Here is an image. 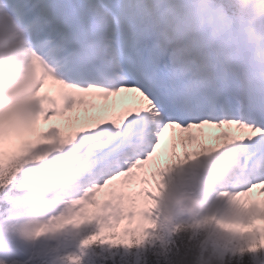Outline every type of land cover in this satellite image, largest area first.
<instances>
[{
  "label": "snow or ice",
  "instance_id": "obj_1",
  "mask_svg": "<svg viewBox=\"0 0 264 264\" xmlns=\"http://www.w3.org/2000/svg\"><path fill=\"white\" fill-rule=\"evenodd\" d=\"M104 16L120 34L104 77L85 59L95 48L37 36L56 69L34 55L20 99L0 106V187L68 150L80 184L56 227L95 224L81 247L138 248L158 223L168 178L226 157L206 187L235 210L241 252L264 251V39L245 36L231 12L193 0H121L118 14Z\"/></svg>",
  "mask_w": 264,
  "mask_h": 264
},
{
  "label": "clouds",
  "instance_id": "obj_2",
  "mask_svg": "<svg viewBox=\"0 0 264 264\" xmlns=\"http://www.w3.org/2000/svg\"><path fill=\"white\" fill-rule=\"evenodd\" d=\"M264 0H193L194 7L209 4L221 12H231L241 32L250 39H264ZM24 0H0V106L18 101L17 93L25 86L33 69V56L55 70L56 61L40 49L37 36L31 34L43 25L29 20ZM57 43L50 34L43 35ZM53 157L55 159L53 160ZM52 161L51 167L48 162ZM226 157L200 160L180 170L191 173L199 184L212 174L218 164H227ZM37 176L28 175L34 166L25 165L7 185L0 187V202L6 207L0 213V241L13 239L30 250L25 264H70L69 256L83 255L67 250L81 228L71 223L56 227V218L64 212L72 198V190L80 184V170L74 154L68 150L56 152ZM237 214L227 200L208 203L179 188H167L159 203L158 223L142 247H109L108 243H93L79 248L91 251L94 264H147L151 256L156 264H243L246 256L264 251L241 252L243 241L231 230L230 222ZM214 218V219H209ZM207 221V222H206ZM218 222H229L218 226ZM48 228L35 235L40 226ZM48 244L46 251L36 248L38 242Z\"/></svg>",
  "mask_w": 264,
  "mask_h": 264
},
{
  "label": "rangeland",
  "instance_id": "obj_3",
  "mask_svg": "<svg viewBox=\"0 0 264 264\" xmlns=\"http://www.w3.org/2000/svg\"><path fill=\"white\" fill-rule=\"evenodd\" d=\"M45 171V166H34L30 169V172L33 173V176L42 174ZM97 230L95 224L85 226L84 230H80L75 233V238L72 243L67 245V250L69 252L75 253L77 255H83L82 264H94L88 252L84 254L79 248L80 239L93 234ZM36 248L46 251L48 244L41 240L35 246ZM30 255V250L18 241L13 239H5L0 241V264H25V261L28 260ZM264 261V254L261 253V256Z\"/></svg>",
  "mask_w": 264,
  "mask_h": 264
},
{
  "label": "bare ground",
  "instance_id": "obj_4",
  "mask_svg": "<svg viewBox=\"0 0 264 264\" xmlns=\"http://www.w3.org/2000/svg\"><path fill=\"white\" fill-rule=\"evenodd\" d=\"M37 0H25L27 8V16L29 20H36L43 26L37 28L31 35H40L43 27L49 26L53 22L52 11L58 14V18L62 19L66 13L65 2L63 0H44V2H36ZM39 11V12H35ZM50 15V16H49Z\"/></svg>",
  "mask_w": 264,
  "mask_h": 264
},
{
  "label": "trees",
  "instance_id": "obj_5",
  "mask_svg": "<svg viewBox=\"0 0 264 264\" xmlns=\"http://www.w3.org/2000/svg\"><path fill=\"white\" fill-rule=\"evenodd\" d=\"M6 207V205L3 202H0V210H2ZM261 253H257L252 256H246L243 264H264L263 258L260 257ZM147 264H156V260L152 258L151 256L147 257Z\"/></svg>",
  "mask_w": 264,
  "mask_h": 264
}]
</instances>
